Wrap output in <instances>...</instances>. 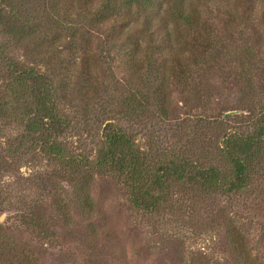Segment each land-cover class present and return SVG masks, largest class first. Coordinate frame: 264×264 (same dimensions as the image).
I'll use <instances>...</instances> for the list:
<instances>
[{
    "label": "rangeland",
    "instance_id": "1",
    "mask_svg": "<svg viewBox=\"0 0 264 264\" xmlns=\"http://www.w3.org/2000/svg\"><path fill=\"white\" fill-rule=\"evenodd\" d=\"M199 1L211 50L170 74L165 52L155 56L165 70L140 60L148 36L139 9L123 35L114 19L55 25L67 9L87 18L83 1L0 0V51L51 78L69 123L58 141L76 160L46 158L20 119L0 120V264H264V153L240 193L167 178L166 202L151 215L133 206L127 175L97 163L115 127L145 178L177 157L230 174L225 141L264 117V0ZM155 14L149 29L163 49L176 25L167 7ZM9 71L0 59V98Z\"/></svg>",
    "mask_w": 264,
    "mask_h": 264
},
{
    "label": "trees",
    "instance_id": "2",
    "mask_svg": "<svg viewBox=\"0 0 264 264\" xmlns=\"http://www.w3.org/2000/svg\"><path fill=\"white\" fill-rule=\"evenodd\" d=\"M77 1H83L85 5L89 3L90 11L85 13L87 18L82 14L69 18L71 13L67 9L63 12V22L68 24L62 22L55 25H75L89 19L92 22L114 19L124 35L132 30L130 18L135 14H132V10L139 9L146 14L142 25L148 36V44L144 48L140 60L145 58L147 66L151 63L158 64L160 70H165L164 60L158 61L155 58V56L164 55L165 52L172 66L169 69L170 74L182 73L190 67L191 60L199 59L200 50L204 51L203 54L211 50V45L206 39L207 36H211V28L206 24L202 13L203 5L199 3L201 2L199 0ZM161 6L169 9L172 22L176 26L166 36L165 43L168 46L162 49L158 45L157 49L153 44V34L149 28L152 25V18H157L155 13L161 11ZM116 9L122 13L117 15L114 12ZM124 12L125 16L123 17ZM135 15L138 20L139 16ZM161 24L165 25L164 22ZM187 33L193 34L191 40L186 38ZM205 35L207 36L205 37ZM141 42L140 39L129 41L132 44L129 50L132 51V56L136 60L139 59L137 55L142 51L140 49ZM0 59L7 62L11 77L7 92L0 98V120L12 123L20 119L24 124L29 142L36 145L42 155L54 161H61L69 165L75 164V158L69 155L58 141L61 133L69 128V123L56 106L55 89L51 78L45 73L15 63L5 57L1 51ZM133 69L138 72L147 70L142 66H134ZM165 74L167 73L165 72ZM161 78H163V84L166 79L162 76ZM163 102L164 97L161 96V103ZM258 122L257 129L252 134L246 136L238 134L225 141L222 156L226 164L230 166L231 171L228 176L223 174L218 167L199 168L189 159L177 157L173 161L167 162L152 175L149 173L150 176L145 178L144 164L133 141L124 131L115 127L106 135L105 151L97 163L99 166L111 167L120 174L127 175L133 206L149 215L155 213L166 202V179L170 177L175 181L189 179L226 194L240 193L248 187L249 174L254 171L257 161L263 157L264 117ZM149 177L151 178L150 182L146 184ZM86 198V201L89 202V197Z\"/></svg>",
    "mask_w": 264,
    "mask_h": 264
}]
</instances>
